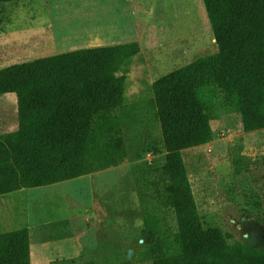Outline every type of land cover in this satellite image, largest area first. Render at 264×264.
Segmentation results:
<instances>
[{
  "label": "rangeland",
  "instance_id": "1",
  "mask_svg": "<svg viewBox=\"0 0 264 264\" xmlns=\"http://www.w3.org/2000/svg\"><path fill=\"white\" fill-rule=\"evenodd\" d=\"M209 33V34H208ZM203 0H14L0 4V68L78 48L139 41L130 66L124 135L128 157L87 176L0 195V232L28 227L31 264H153L136 180L165 160L152 83L215 51ZM208 34V35H207ZM212 112L213 139L183 150L200 215L230 243L264 247V129L241 115ZM15 93L0 94V135L18 128ZM164 232L177 231L162 209ZM114 219L115 223L106 222Z\"/></svg>",
  "mask_w": 264,
  "mask_h": 264
},
{
  "label": "trees",
  "instance_id": "2",
  "mask_svg": "<svg viewBox=\"0 0 264 264\" xmlns=\"http://www.w3.org/2000/svg\"><path fill=\"white\" fill-rule=\"evenodd\" d=\"M14 0H0V4ZM218 51L152 83L162 139L136 180L153 264H264V247L229 242L204 223L183 150L214 137L212 112L241 115L243 130L264 129V0H203ZM144 58L138 41L78 48L0 68V94L15 93L18 128L0 135V195L119 166L130 66ZM177 231L164 232L162 209ZM0 264H31L28 227L0 232ZM124 264H133L126 261Z\"/></svg>",
  "mask_w": 264,
  "mask_h": 264
},
{
  "label": "crops",
  "instance_id": "3",
  "mask_svg": "<svg viewBox=\"0 0 264 264\" xmlns=\"http://www.w3.org/2000/svg\"><path fill=\"white\" fill-rule=\"evenodd\" d=\"M100 1V0H99ZM101 1H103V2H107V1H111V0H101ZM112 1H116V0H112ZM118 2H120V3H128V2H130L131 0H117ZM209 18V17H208ZM210 25H211V23H210ZM211 28H212V26H211ZM212 32H213V29H212ZM209 34V33H208ZM207 34V35H208ZM212 35V38H211V40H213V45H214V47H215V51L213 52V53H215V52H217L218 51V45H217V43H216V40H215V37H214V33H211ZM138 41V40H137ZM139 42V41H138ZM140 43V42H139ZM141 45V44H140ZM142 47V46H141ZM210 54H212V53H210ZM92 174V173H91ZM91 174H87V175H83V176H87V179L89 180V181H91L92 180V176H91ZM81 177V176H80ZM78 178V177H77ZM106 222H111L112 224H114L115 223V221H114V219H112L111 221H110V219L108 218L107 219V221Z\"/></svg>",
  "mask_w": 264,
  "mask_h": 264
}]
</instances>
